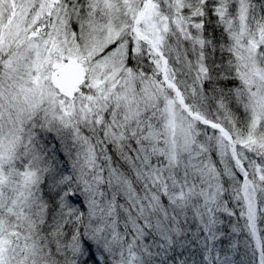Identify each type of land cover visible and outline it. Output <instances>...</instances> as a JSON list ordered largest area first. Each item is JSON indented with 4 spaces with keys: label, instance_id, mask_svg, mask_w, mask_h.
Masks as SVG:
<instances>
[{
    "label": "snow or ice",
    "instance_id": "obj_1",
    "mask_svg": "<svg viewBox=\"0 0 264 264\" xmlns=\"http://www.w3.org/2000/svg\"><path fill=\"white\" fill-rule=\"evenodd\" d=\"M0 264H264V0H0Z\"/></svg>",
    "mask_w": 264,
    "mask_h": 264
}]
</instances>
